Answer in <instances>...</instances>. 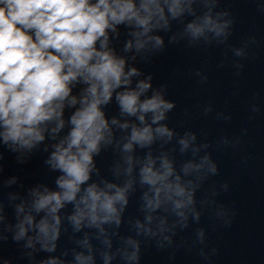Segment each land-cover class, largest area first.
I'll use <instances>...</instances> for the list:
<instances>
[{
  "label": "clouds",
  "instance_id": "1",
  "mask_svg": "<svg viewBox=\"0 0 264 264\" xmlns=\"http://www.w3.org/2000/svg\"><path fill=\"white\" fill-rule=\"evenodd\" d=\"M191 3L192 0H0V142L12 151H30L45 140L46 132L55 139L66 125L65 108L75 109L67 121L70 130L53 145L54 151L47 160L53 170L62 173L56 180L59 191L47 187L31 191L32 208L36 212L45 211L46 215L38 224L33 223L31 214L25 215L16 226V240L25 237L29 228H36L35 239L45 250L54 251L60 234L58 213L69 203L74 204L69 219L77 231L85 221L90 227L110 222L120 224L132 182L124 186L105 182L103 187L87 183L95 169L93 155L100 152L102 144H111L113 140L102 106L109 104L115 93L120 113L136 117L143 125H131L122 149L131 153L134 145L146 147L158 138H172V130L160 122L174 104L159 91L141 99L151 88V78L139 80L131 87L132 78L140 72L135 67L125 70V58L118 57L109 47V31L118 35L117 25L134 27L137 30L131 35L135 37L137 52L150 42L159 48L163 40L149 33L167 28L169 15L176 19L185 11L191 12ZM227 26L228 22L220 23L208 13L188 23L185 31L193 39L208 32L219 37L226 34ZM132 48L133 41L129 40L125 50ZM77 84L86 86L79 96L72 95ZM149 113L151 124L146 122ZM111 124L129 128V123L116 118ZM179 143L182 150L189 147L187 138ZM125 160L126 172L130 174L133 157L127 155ZM205 164L211 172L216 171L207 156L200 164H186L183 170L187 174ZM139 175L140 183L149 186L143 196L145 209L154 211L171 203L177 215L185 216L183 209L192 204V192L175 175L167 155L154 159L149 153ZM22 212L23 205L18 207V213ZM147 219L151 221V215ZM137 225L142 227L139 222ZM32 243L29 238L28 245ZM83 243L87 246V239ZM128 243L136 249L128 258L136 260L138 245L132 240ZM75 259L77 264H93L90 254L78 253ZM110 259L106 254V264ZM44 264L58 262L53 258Z\"/></svg>",
  "mask_w": 264,
  "mask_h": 264
}]
</instances>
